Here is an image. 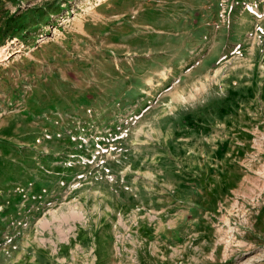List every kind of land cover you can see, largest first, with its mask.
Segmentation results:
<instances>
[{
    "label": "rangeland",
    "instance_id": "374dc122",
    "mask_svg": "<svg viewBox=\"0 0 264 264\" xmlns=\"http://www.w3.org/2000/svg\"><path fill=\"white\" fill-rule=\"evenodd\" d=\"M6 47L0 264H264V0H0Z\"/></svg>",
    "mask_w": 264,
    "mask_h": 264
},
{
    "label": "bare ground",
    "instance_id": "6f19581e",
    "mask_svg": "<svg viewBox=\"0 0 264 264\" xmlns=\"http://www.w3.org/2000/svg\"><path fill=\"white\" fill-rule=\"evenodd\" d=\"M9 48H3L0 50V59L5 57V58H8V54H7V51H8ZM3 220V219H2Z\"/></svg>",
    "mask_w": 264,
    "mask_h": 264
}]
</instances>
